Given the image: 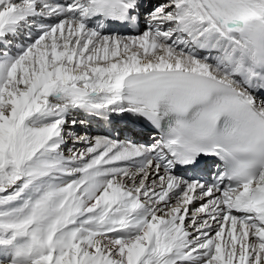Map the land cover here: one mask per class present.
<instances>
[{
    "label": "snow or ice",
    "instance_id": "snow-or-ice-1",
    "mask_svg": "<svg viewBox=\"0 0 264 264\" xmlns=\"http://www.w3.org/2000/svg\"><path fill=\"white\" fill-rule=\"evenodd\" d=\"M0 264H264V0H0Z\"/></svg>",
    "mask_w": 264,
    "mask_h": 264
},
{
    "label": "bare ground",
    "instance_id": "bare-ground-1",
    "mask_svg": "<svg viewBox=\"0 0 264 264\" xmlns=\"http://www.w3.org/2000/svg\"><path fill=\"white\" fill-rule=\"evenodd\" d=\"M97 128L96 127H93L91 130H90V134H95V133H92V131H95Z\"/></svg>",
    "mask_w": 264,
    "mask_h": 264
},
{
    "label": "rangeland",
    "instance_id": "rangeland-1",
    "mask_svg": "<svg viewBox=\"0 0 264 264\" xmlns=\"http://www.w3.org/2000/svg\"><path fill=\"white\" fill-rule=\"evenodd\" d=\"M78 130L81 131V132L83 131L79 126H78ZM90 133H91V132H90ZM92 133H95V132L92 131ZM95 134H96V133H95Z\"/></svg>",
    "mask_w": 264,
    "mask_h": 264
}]
</instances>
